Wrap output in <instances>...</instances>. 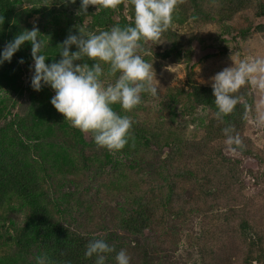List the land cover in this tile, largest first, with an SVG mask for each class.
<instances>
[{
    "label": "trees",
    "instance_id": "obj_1",
    "mask_svg": "<svg viewBox=\"0 0 264 264\" xmlns=\"http://www.w3.org/2000/svg\"><path fill=\"white\" fill-rule=\"evenodd\" d=\"M49 1L44 9L20 11V0H0V50L31 29L23 25L31 17L50 37L49 44L42 37L46 63L60 59L58 45L70 30L87 36L134 22L131 0L100 11L94 0L87 15L78 12L79 0ZM125 2L129 20L122 16ZM189 22L214 24L220 36L230 32L232 42H245L264 36V0H180L161 40L146 43L163 47L161 58L184 64L186 80L165 89L152 109L147 93L131 112L113 106L133 121L134 147L130 141L120 152L98 147L64 121L49 87L31 89L30 45L0 66V264H38L41 257L47 264H94L85 251L95 239L126 250L130 264H264V190L246 192L239 161L223 154L229 150L223 129L231 126L243 142L234 153L253 156L264 171V147L257 151L245 135L253 90L242 88L235 110L222 122L215 118L211 85L194 80L199 40ZM146 43L140 54L151 62ZM103 69L105 85L114 83L118 74ZM114 255L106 264H115Z\"/></svg>",
    "mask_w": 264,
    "mask_h": 264
},
{
    "label": "clouds",
    "instance_id": "obj_2",
    "mask_svg": "<svg viewBox=\"0 0 264 264\" xmlns=\"http://www.w3.org/2000/svg\"><path fill=\"white\" fill-rule=\"evenodd\" d=\"M65 4H75L77 0H63ZM121 0H100L101 9L115 10ZM180 0H131L134 9L132 25L121 28L113 26L98 34H82V29L69 34L58 45L59 60H49L43 54L45 41L38 25L24 29L6 42L0 50V66L11 63L13 56L26 44L31 46L30 87L40 92L49 87L54 95L50 103L61 114L64 121L81 133L90 134L95 144L109 152H120L129 142L134 147L133 121L127 115L114 110L119 105L124 112H131L142 103V94L158 95V86L153 63H148L140 54L142 44L159 42L162 35L172 26L174 14ZM78 12L87 15L94 0H79ZM4 23L0 17V29ZM159 44V43H158ZM75 51H70L72 48ZM91 61V65L87 62ZM24 64L23 58L17 61ZM103 65L117 76L114 83L105 85L101 79ZM211 88L216 106L215 118L223 121L231 114L240 100L242 88L251 86L264 92V58L241 60L217 72L212 78ZM264 119V117H262ZM234 128L225 127V143L232 152L242 147ZM115 253V264H130L126 250L116 249L104 239H95L86 246L85 257L94 258V264H106L108 257ZM38 264H47L41 257Z\"/></svg>",
    "mask_w": 264,
    "mask_h": 264
},
{
    "label": "rangeland",
    "instance_id": "obj_3",
    "mask_svg": "<svg viewBox=\"0 0 264 264\" xmlns=\"http://www.w3.org/2000/svg\"><path fill=\"white\" fill-rule=\"evenodd\" d=\"M20 1L22 4H25V9L20 8V11H25L33 7L44 9L51 3L49 0ZM122 16H124L126 20H129L128 3L126 2L124 3ZM36 20V17L27 18L23 25L27 27L30 25L32 28L33 24H37ZM113 20L118 22L119 14L116 13L113 16ZM90 22L91 18H86L82 23V27H87ZM188 24L195 28L193 30L197 34V40H199V43L195 45L197 52L195 58H199L200 60L195 64L193 72L194 80L201 85H211V78L225 67L231 66L232 61L233 63H239L241 60L264 58V36L252 35L245 42L237 40V43H235L231 41L232 34L230 32L227 36H220V30L214 24L204 22L199 24L189 22ZM177 30L183 31L179 28H177ZM224 46L227 52H231L230 54H222L220 49ZM144 50L151 60V62L149 61L148 63H153L155 78L157 80L154 81V83L158 86V95L156 97L150 95V101L146 105L147 108L152 109L155 103H158L165 89L177 86L186 80V70L184 64H177L161 58L159 55L164 53L163 47L158 50L155 45L146 43ZM141 55L142 57L145 56L143 53ZM193 60L196 61L197 59ZM104 73L105 70L103 69V74ZM31 74V71H29L27 76L31 77ZM252 90V105L249 107L250 112L247 118L245 135L258 149L257 151H260L264 147V119H262V117H264V92L253 87ZM152 117H154V115ZM223 154L239 161V171L242 177L240 183L246 192L251 195H257L261 193L262 188L264 190L263 167L262 165L259 166L256 164L253 156L239 157L236 153L227 149L223 150Z\"/></svg>",
    "mask_w": 264,
    "mask_h": 264
}]
</instances>
